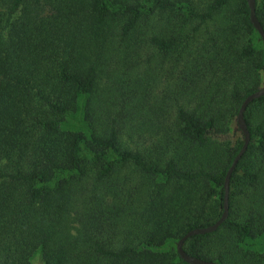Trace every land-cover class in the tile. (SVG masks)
I'll return each mask as SVG.
<instances>
[{
	"label": "trees",
	"instance_id": "1",
	"mask_svg": "<svg viewBox=\"0 0 264 264\" xmlns=\"http://www.w3.org/2000/svg\"><path fill=\"white\" fill-rule=\"evenodd\" d=\"M0 7V264H186L264 87L247 0ZM244 120L227 216L183 243L215 264H264V96Z\"/></svg>",
	"mask_w": 264,
	"mask_h": 264
},
{
	"label": "water",
	"instance_id": "2",
	"mask_svg": "<svg viewBox=\"0 0 264 264\" xmlns=\"http://www.w3.org/2000/svg\"><path fill=\"white\" fill-rule=\"evenodd\" d=\"M249 11H250V21L254 27V29L257 31L259 36L262 39L263 45H264V31L262 27L260 26L259 22L257 21L255 17V0H247ZM264 96V87L256 90L255 92L249 94L248 96L245 97V99L242 101L237 116H236V126L239 129V131L243 135V144L236 156L234 157L232 163L230 164L226 175L224 179V198H223V213L220 216L218 220H216L213 224L207 226V227H197L194 229H191L188 231L186 234H184L176 244V252L180 259L185 262L186 264H215L211 261H204L199 258L193 257L188 255L184 250H183V243L185 240H187L191 236L195 235H202L205 233H211L215 231L218 226L225 220L227 216V209H228V192H229V180L231 173L233 169L235 168L236 164L240 160L241 156L244 154V152L247 149L248 143L250 141V136L249 132L247 130V126L244 120V111L246 110V107L248 106L249 103H251L253 100L258 99L259 97Z\"/></svg>",
	"mask_w": 264,
	"mask_h": 264
},
{
	"label": "rangeland",
	"instance_id": "3",
	"mask_svg": "<svg viewBox=\"0 0 264 264\" xmlns=\"http://www.w3.org/2000/svg\"><path fill=\"white\" fill-rule=\"evenodd\" d=\"M0 10H1V7H0ZM37 258V257H35ZM30 264H39V261L37 259H34L30 262Z\"/></svg>",
	"mask_w": 264,
	"mask_h": 264
}]
</instances>
